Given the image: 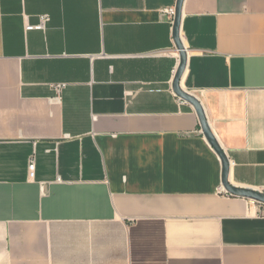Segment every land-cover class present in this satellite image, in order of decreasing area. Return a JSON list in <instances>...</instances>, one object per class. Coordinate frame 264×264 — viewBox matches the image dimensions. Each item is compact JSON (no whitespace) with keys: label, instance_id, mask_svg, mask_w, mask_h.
<instances>
[{"label":"crops","instance_id":"1","mask_svg":"<svg viewBox=\"0 0 264 264\" xmlns=\"http://www.w3.org/2000/svg\"><path fill=\"white\" fill-rule=\"evenodd\" d=\"M177 1L0 0V264H264L173 89ZM181 36L229 181L264 191V0H184Z\"/></svg>","mask_w":264,"mask_h":264},{"label":"water","instance_id":"2","mask_svg":"<svg viewBox=\"0 0 264 264\" xmlns=\"http://www.w3.org/2000/svg\"><path fill=\"white\" fill-rule=\"evenodd\" d=\"M183 4L184 0H178L176 5V16L173 26V36L176 43V46L180 52V63L177 68L174 82H173V89L175 93L180 96L182 99L188 101L191 103L200 118L202 129L207 137V139L210 141L211 145L215 148L219 156L221 157L222 164H223V185L225 188L231 192L232 194L242 196L245 198L257 200L264 203V192L261 190H257L254 188H247V187H239L234 184H232L229 181V173H230V161L229 158L225 152V150L221 147L219 144L217 138L215 137L211 126L208 122L205 110L203 105L201 104L200 100L191 92L185 90L181 85V79L185 73L186 67H187V49L185 47V44L183 42L182 36H181V22L183 17Z\"/></svg>","mask_w":264,"mask_h":264},{"label":"built area","instance_id":"3","mask_svg":"<svg viewBox=\"0 0 264 264\" xmlns=\"http://www.w3.org/2000/svg\"><path fill=\"white\" fill-rule=\"evenodd\" d=\"M167 13L170 16V19L172 21V24H174L175 16H176V8L175 7L169 8L167 10ZM47 20H48V16L44 15V16H42L41 22H40L39 25H36V26H27V29L28 30L29 29H34V28L43 29L46 26ZM65 86H66L65 83L56 84V88L58 90H61ZM35 167H36L35 158H34V156H32L30 158V161H29V171H30V175L31 176H34V174H35ZM251 200H252V203L256 207V213H257V215L264 216V203L263 202H260V201H257V200H253V199H251Z\"/></svg>","mask_w":264,"mask_h":264}]
</instances>
